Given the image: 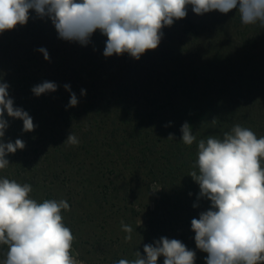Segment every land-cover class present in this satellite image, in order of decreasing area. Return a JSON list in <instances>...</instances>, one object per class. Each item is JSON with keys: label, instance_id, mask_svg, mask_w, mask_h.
Listing matches in <instances>:
<instances>
[{"label": "rangeland", "instance_id": "rangeland-1", "mask_svg": "<svg viewBox=\"0 0 264 264\" xmlns=\"http://www.w3.org/2000/svg\"><path fill=\"white\" fill-rule=\"evenodd\" d=\"M189 11L201 24L197 40L179 37L175 21L163 29L158 48L139 60L127 53L105 57L107 38L99 31L86 46L61 40L51 21L34 12L26 25L0 34V78L10 85L15 106L36 125L24 132L22 120L5 113V142L19 138L26 146L8 155L0 177L29 183L38 201L69 203L63 216L76 237L73 254L83 264L134 259L160 237L181 240L196 251V264H205L207 254L196 249L191 230V220L210 207L197 199L199 186L189 176L197 170L198 141L222 138L235 124L251 120L256 135L264 136L258 130L264 128V28L243 25L234 11L196 15L190 6ZM41 47L50 60L37 51ZM181 79L188 93L209 95L211 101L200 99L188 111L187 97L174 86ZM43 81L55 82L57 90L37 97L31 89ZM65 84L77 96L75 107H68ZM234 99L244 100L238 114L248 119L228 126ZM129 102L133 106L125 109ZM185 122L197 136L191 146L181 140ZM70 132L77 145L65 142ZM122 220L133 228L130 241ZM6 251L0 245V260Z\"/></svg>", "mask_w": 264, "mask_h": 264}, {"label": "clouds", "instance_id": "clouds-1", "mask_svg": "<svg viewBox=\"0 0 264 264\" xmlns=\"http://www.w3.org/2000/svg\"><path fill=\"white\" fill-rule=\"evenodd\" d=\"M189 6L196 15L234 11L243 25L264 28V0H0V34L26 25L34 12L37 18L51 21L61 40L86 46L99 31L107 38L105 57L127 53L139 60L158 48L165 27L187 17ZM37 51L50 60L47 49ZM9 87L0 78V170L9 166V154L26 146L19 138L5 142L9 127L5 113L22 120L24 132L36 127L29 113L15 106ZM57 87L55 82L43 81L31 91L39 97ZM64 88L70 92L68 107L77 106L70 85ZM85 94L81 89V95ZM180 131L185 145L197 141L189 123H183ZM168 138H175L174 134ZM65 142L77 145L79 140L70 132ZM197 147V170L189 176L199 186L197 199L209 201L210 207L191 220L196 249L207 254L205 264H264V136L235 124L222 138L200 139ZM32 191L29 183L0 177V245L7 246L0 264H83L77 259L79 253L73 254L76 237L63 216V211L70 210L69 203L38 201L30 195ZM121 228L130 241L133 228L123 220ZM134 255L114 264H158L160 257L163 264H196L195 250L168 237L145 244L143 254L137 250Z\"/></svg>", "mask_w": 264, "mask_h": 264}, {"label": "trees", "instance_id": "trees-1", "mask_svg": "<svg viewBox=\"0 0 264 264\" xmlns=\"http://www.w3.org/2000/svg\"><path fill=\"white\" fill-rule=\"evenodd\" d=\"M176 24L179 25V26H178V32H180V33H179V37H181V38H184V39H187V38H188V39H189V38H193V39L197 40L198 37H200V35H201V33H200V32H201V24L198 23V22H196V21L194 20V18L192 17V15H191L189 9H188V15H187V17L184 18V19H181V20L176 21ZM179 27H180V29H179ZM92 70L94 71L95 69H92ZM174 86H176V87H180V88H181V91H182V93H183V95L187 97L188 100H187L186 107H187V110H188V111L193 110V108H194V110H196V108H195V104H196L200 99H202V100H204V101H211L209 95H208V96L205 95L204 98H203L201 95H199V96L192 95V94H193L192 92L188 93L186 90H184L185 87H183V86H184L183 79H181L179 82H176ZM177 89H178V88H177ZM162 93H163V90H162ZM167 96H168L169 98H172V97L169 96V95H167ZM240 98H241V97H240ZM227 100H228V99H226L225 101H227ZM219 104H220L219 102H213V105H219ZM226 105H227V104H226ZM241 105L244 106V100L241 101L240 99H234V102L231 101V104L228 105V106L230 107V110H229V112H227V114H229V117L231 118V120H230L228 126H229V125H232V122H233L234 120H236V121L239 123V120H240L241 117H242V118H245V119H248V118L246 117V115L243 114L242 112L238 114V109H239V107H240ZM132 106H133V103L131 104V103L129 102V103H127V104L125 105V109H129V108H131ZM212 107H213V106H212ZM237 108H238V109H237ZM235 109H237V111H236ZM241 114L244 115V116H241ZM123 117H124V118H125V117L130 118V116H123ZM175 117H176V115H175ZM143 119H144V118H142V120H143ZM252 119H253V118H252ZM125 122H126V119H125ZM256 125H257L256 122H255L254 120H251L248 124L246 123V125H243V127H248V128H250L251 130H253V131L257 134L258 132H257V130H255ZM258 130H259L260 132H262V131H264V128L260 127ZM196 158H197V157H196Z\"/></svg>", "mask_w": 264, "mask_h": 264}]
</instances>
